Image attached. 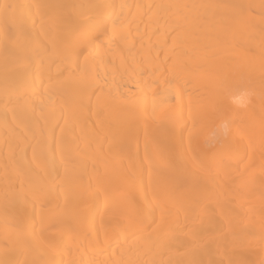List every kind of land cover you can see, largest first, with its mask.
Returning a JSON list of instances; mask_svg holds the SVG:
<instances>
[{"label":"bare ground","instance_id":"bare-ground-1","mask_svg":"<svg viewBox=\"0 0 264 264\" xmlns=\"http://www.w3.org/2000/svg\"><path fill=\"white\" fill-rule=\"evenodd\" d=\"M0 264H264V0H0Z\"/></svg>","mask_w":264,"mask_h":264}]
</instances>
